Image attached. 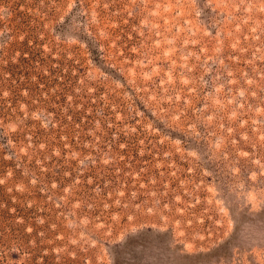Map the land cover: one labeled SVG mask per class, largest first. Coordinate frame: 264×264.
I'll use <instances>...</instances> for the list:
<instances>
[{
	"label": "rangeland",
	"instance_id": "rangeland-1",
	"mask_svg": "<svg viewBox=\"0 0 264 264\" xmlns=\"http://www.w3.org/2000/svg\"><path fill=\"white\" fill-rule=\"evenodd\" d=\"M0 264H264V0H0Z\"/></svg>",
	"mask_w": 264,
	"mask_h": 264
}]
</instances>
